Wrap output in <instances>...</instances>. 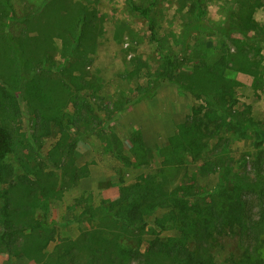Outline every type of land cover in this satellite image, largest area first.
I'll return each mask as SVG.
<instances>
[{
	"label": "rangeland",
	"instance_id": "1",
	"mask_svg": "<svg viewBox=\"0 0 264 264\" xmlns=\"http://www.w3.org/2000/svg\"><path fill=\"white\" fill-rule=\"evenodd\" d=\"M7 1L14 16L6 29ZM135 4L151 8L154 34ZM200 10L202 27L195 24ZM0 12V125L13 137L0 166V264H9L5 232L22 243L33 226L43 234L38 225L55 222L48 252L80 241L91 223L80 219L84 206L77 199L117 197L120 185L149 171L162 169L174 185L209 187L217 196L224 187L219 173L244 156L254 173L248 152L255 142L229 117H212L209 94L191 87L225 62L223 81L216 82L224 85L222 103L264 122V0H0ZM229 23L246 34L211 30ZM161 46L178 66L168 65ZM256 59L255 79L240 67ZM197 113L209 117L200 141L186 140L184 127ZM237 230L215 233L218 262L245 250ZM34 256L14 259L39 264L42 256Z\"/></svg>",
	"mask_w": 264,
	"mask_h": 264
},
{
	"label": "trees",
	"instance_id": "2",
	"mask_svg": "<svg viewBox=\"0 0 264 264\" xmlns=\"http://www.w3.org/2000/svg\"><path fill=\"white\" fill-rule=\"evenodd\" d=\"M2 6L11 13L7 14L6 20L1 21L7 29L14 12L8 1L3 2ZM132 7L148 19L149 28L154 34L151 8L136 4ZM42 12L43 10L40 11ZM203 15L204 11L200 10L195 23L199 27L204 24ZM84 17L87 18V15ZM81 20L84 24L87 21ZM247 20H253L252 14L248 15ZM211 30L228 34L247 32L230 23ZM259 37L263 39L264 35ZM161 50L165 52L164 58L171 68L178 66L175 54L164 46H161ZM256 60L257 62L251 61L256 69L252 68L253 65L240 67V70L254 75L255 79L260 73L257 64L260 61ZM223 65L227 66V63L223 62L221 66ZM221 66L209 69L206 74L210 78L206 77L202 82L194 79L191 90L208 93L209 114L215 117L219 113L222 122H226L225 118L229 117L240 133L255 142L248 152L256 160L253 174L246 170L248 159L244 156L241 163L219 173L218 184L224 187L218 196L209 187L199 189L194 184L174 185V179H171L173 177L165 176L162 169L149 171L132 182L120 185L117 197H101L96 202L94 197L81 196L80 200L77 199V203L84 206L80 219H87L91 223L82 240L72 239L57 244L54 251L48 252L47 246L54 239L52 226L55 222L52 225L39 224L38 227L44 228L43 234L33 226L38 232L26 236L22 243H16L5 232L4 250L9 256V264H16L14 257L31 254L36 258L37 255L42 256L38 259L39 264H264V122L242 118L237 112L231 111L228 102L222 103L225 100L222 93L224 85L221 83L218 86L216 83L223 75ZM220 81H223V77ZM206 118L209 117L204 113L194 115L193 124L184 127V138H198ZM197 140L200 141V137ZM12 142L9 128L0 125V166L13 151ZM193 143L199 144L195 139ZM224 154L225 152L220 153L219 158ZM210 156L211 154H205L206 159H210ZM204 167L205 159L201 165L202 172H205ZM1 172L0 168V183ZM258 215L259 218L256 219ZM150 220L156 226L149 225ZM70 221L71 219L66 224ZM169 229L176 230L177 234L163 235ZM225 230L241 231L246 243L245 250L240 257L229 262H218L213 253V240L215 233H223Z\"/></svg>",
	"mask_w": 264,
	"mask_h": 264
}]
</instances>
